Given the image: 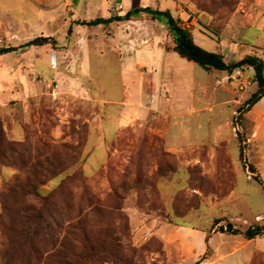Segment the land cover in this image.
<instances>
[{
	"label": "rangeland",
	"instance_id": "374dc122",
	"mask_svg": "<svg viewBox=\"0 0 264 264\" xmlns=\"http://www.w3.org/2000/svg\"><path fill=\"white\" fill-rule=\"evenodd\" d=\"M160 2L162 8L158 0H0V49L52 40L0 55V122L6 139L22 145L27 165L0 162V193L37 178L46 182L40 188L46 197L71 178L67 189L78 197L83 180L102 202L86 223L113 226L137 251L136 264H264V236L246 240L220 231L228 223L241 232L264 226V190L249 169L264 181V99L239 113L258 89L254 70L205 71L175 53L168 29L146 15L78 24L150 6L170 10L198 45L227 63L264 59V0ZM158 47L169 53L153 58ZM152 64L161 66L160 85L149 78ZM79 144L71 166L70 147ZM160 167L165 178L155 177ZM59 168L67 170L52 179ZM113 190L120 199L110 206ZM42 197H25L19 188L7 194L14 224H21L20 201L40 208ZM57 202L63 215L64 197ZM62 236L46 247L56 248Z\"/></svg>",
	"mask_w": 264,
	"mask_h": 264
},
{
	"label": "trees",
	"instance_id": "16d2710c",
	"mask_svg": "<svg viewBox=\"0 0 264 264\" xmlns=\"http://www.w3.org/2000/svg\"><path fill=\"white\" fill-rule=\"evenodd\" d=\"M142 15L161 21L173 39V51L182 59L197 64L207 72L218 71L233 75L246 68L254 70V79L258 89L240 108V114L249 113L264 99V59L248 55L239 61L227 63L222 54L209 52L198 45L194 40L193 33L182 26L180 20L175 18L170 10H160L150 6L137 7L125 14L110 18H98L89 22L82 21L78 24L108 25L113 22L130 21ZM50 41H52L51 38H36L21 46L1 48L0 55L14 54L31 47H41ZM21 146V144L6 139L0 122V162L21 160L19 161L20 167L26 169V163L19 157ZM80 146L79 144L76 147H70L71 155L68 159L71 166L76 165L79 160ZM249 169L253 173V180L264 190V181L256 174L254 166H250ZM66 170L67 168H59L53 172L51 178L62 175ZM155 177H166L162 167L156 172ZM70 181L73 179L69 178L68 181H63L57 190L55 189L46 197H42L40 194V188L46 182L37 178L34 181L27 178L24 183L17 180L19 185L10 186V188L8 186L7 193H0V264H136L133 258L137 255V251L122 243L113 226L109 224L107 228H94L86 223L85 220L89 213L96 211L100 213L102 202L89 192V188L83 180L79 184L82 192L78 197L75 196L67 189ZM17 188L23 192L25 197L33 195L43 199L40 208L33 207L26 199L20 201L21 210L16 213V216L20 219L21 224H14L16 218L11 215L12 211H10L7 201V194L14 192ZM59 196H63L65 200L66 210L63 215L64 208H59L57 202ZM119 199L120 195L113 190L110 200H106V203L110 201L115 206ZM87 204L91 207V212L89 209H85V206L88 208ZM109 205L111 206V204ZM174 212L181 213L177 210ZM74 213L76 217L73 219ZM31 227H34L33 235L30 232ZM158 229L160 226L157 227ZM40 230L45 236L42 240L37 239L42 235ZM220 231L233 235L241 234L246 240L264 236V226L261 225L251 226L245 232H241L228 223L226 227L221 226ZM56 235H63L62 239L58 240L60 243H55L56 248L46 247L48 241L54 239ZM57 245H59L58 248Z\"/></svg>",
	"mask_w": 264,
	"mask_h": 264
},
{
	"label": "crops",
	"instance_id": "0c3cea01",
	"mask_svg": "<svg viewBox=\"0 0 264 264\" xmlns=\"http://www.w3.org/2000/svg\"><path fill=\"white\" fill-rule=\"evenodd\" d=\"M161 0H158V4H159V6H160V8H162L161 6H162V4H161V2H160ZM145 7H147V6H145ZM156 9V8H155ZM160 10H162V9H160ZM152 53H153V58H157V57H159V56H162V57H165V55L167 54V53H169V52H167L165 49H163V48H155V49H153L152 50ZM135 61V63L137 62V60H134ZM156 68H158V69H156ZM160 70H161V66H157L156 64L154 65V64H152L151 65V69H150V79L151 78H153L154 80H157L156 79V77L158 78V76H159V73H160ZM162 70H163V68H162ZM152 79V80H153ZM157 82L159 83V85H160V82L157 80ZM165 85H166V83H165V81L163 82ZM168 85H166L165 87H163L164 89H165V93H166V89H168V87H167ZM160 88L162 89V86H160ZM121 128V126L119 125L118 126V130ZM117 134V133H116ZM181 142V141H180ZM173 146V145H172ZM175 146V145H174ZM169 149L172 151V152H176V151H180V152H182V147H180V148H175V147H171V146H169ZM180 229H184L185 231H187L188 232V234H194V235H197V234H199L200 235V237H201V239H202V237H203V235H205V232H202V231H200V230H198V229H196V228H194V227H189V226H182ZM157 230V229H156ZM157 231H161L160 229H158ZM167 231H165L164 230V234L166 233ZM167 234V233H166ZM178 239V234H176V235H170V237L168 238V239H166V243H170V242H172V241H176Z\"/></svg>",
	"mask_w": 264,
	"mask_h": 264
},
{
	"label": "built area",
	"instance_id": "2783aa9c",
	"mask_svg": "<svg viewBox=\"0 0 264 264\" xmlns=\"http://www.w3.org/2000/svg\"><path fill=\"white\" fill-rule=\"evenodd\" d=\"M53 62H54V64L56 65V63H57V61H56V56L54 55V57H53ZM257 220L258 221H261V220H263V218H257Z\"/></svg>",
	"mask_w": 264,
	"mask_h": 264
}]
</instances>
